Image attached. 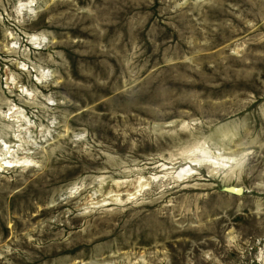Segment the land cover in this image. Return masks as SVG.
<instances>
[{"label":"rangeland","instance_id":"obj_1","mask_svg":"<svg viewBox=\"0 0 264 264\" xmlns=\"http://www.w3.org/2000/svg\"><path fill=\"white\" fill-rule=\"evenodd\" d=\"M0 264H264V0H0Z\"/></svg>","mask_w":264,"mask_h":264},{"label":"water","instance_id":"obj_2","mask_svg":"<svg viewBox=\"0 0 264 264\" xmlns=\"http://www.w3.org/2000/svg\"><path fill=\"white\" fill-rule=\"evenodd\" d=\"M228 191L229 192H234L236 194H242L243 193V189L242 188H237V187H234V186L228 187Z\"/></svg>","mask_w":264,"mask_h":264},{"label":"bare ground","instance_id":"obj_3","mask_svg":"<svg viewBox=\"0 0 264 264\" xmlns=\"http://www.w3.org/2000/svg\"><path fill=\"white\" fill-rule=\"evenodd\" d=\"M15 162H18L17 160H15ZM25 162V161H24ZM15 164H17V163H15ZM11 165H13L12 163H11Z\"/></svg>","mask_w":264,"mask_h":264}]
</instances>
